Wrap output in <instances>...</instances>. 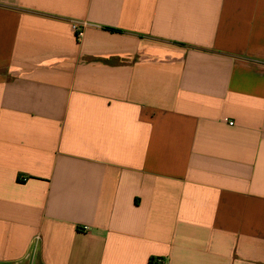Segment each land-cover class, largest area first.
<instances>
[{"label": "crops", "instance_id": "crops-1", "mask_svg": "<svg viewBox=\"0 0 264 264\" xmlns=\"http://www.w3.org/2000/svg\"><path fill=\"white\" fill-rule=\"evenodd\" d=\"M151 258L264 264V0H0V264Z\"/></svg>", "mask_w": 264, "mask_h": 264}, {"label": "built area", "instance_id": "built-area-1", "mask_svg": "<svg viewBox=\"0 0 264 264\" xmlns=\"http://www.w3.org/2000/svg\"><path fill=\"white\" fill-rule=\"evenodd\" d=\"M74 28L77 31L78 36L81 37L83 35V32L81 31L80 27L75 25ZM160 262L163 263V261Z\"/></svg>", "mask_w": 264, "mask_h": 264}, {"label": "trees", "instance_id": "trees-1", "mask_svg": "<svg viewBox=\"0 0 264 264\" xmlns=\"http://www.w3.org/2000/svg\"><path fill=\"white\" fill-rule=\"evenodd\" d=\"M160 261H162V260L151 258V260L149 261V264H163Z\"/></svg>", "mask_w": 264, "mask_h": 264}]
</instances>
